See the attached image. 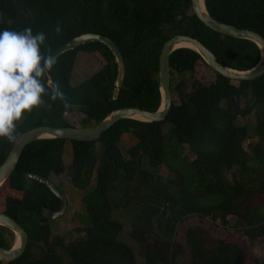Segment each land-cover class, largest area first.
<instances>
[{
    "label": "trees",
    "instance_id": "1",
    "mask_svg": "<svg viewBox=\"0 0 264 264\" xmlns=\"http://www.w3.org/2000/svg\"><path fill=\"white\" fill-rule=\"evenodd\" d=\"M204 3L215 20L264 38V0ZM189 10L190 0H0V30L43 31L51 53L78 36L100 35L113 41L124 59L125 73L115 96L118 66L105 44L93 41L57 55L46 73L51 81L46 86L59 84L65 100L51 101L45 95V103L18 122V136L36 127H90L122 108L156 112L161 103L159 55L177 35L198 40L226 67L249 70L257 64L256 44L208 29ZM57 23L59 35L54 31ZM79 53L96 54L104 65L72 84ZM199 63L208 68L188 48L171 54L172 106L162 122L123 119L94 142L67 141V174L81 194L85 213V226L74 229L71 242L54 236L52 221L42 216L44 211L56 212L59 200L28 177H44L62 193L54 180L64 172L66 140L42 139L24 147L2 184L0 213L25 231L27 247L19 259L0 264H65L62 255L71 264H136L139 255L142 264H185L176 261L184 256L176 239L179 228L190 264H244L236 243L211 236L206 227L232 231L248 243L264 237V74L237 82L214 73L212 82H194L187 92L179 77L192 74ZM233 97L239 107L244 102L245 108L257 110L254 125L237 123L239 116L230 108ZM74 112L81 116L79 126L69 122ZM124 135L134 142L122 153ZM12 143L0 137V164ZM185 146L194 159L182 155ZM160 167L167 176H159ZM114 211L131 221L127 229L111 218ZM14 241L0 227V248L10 249Z\"/></svg>",
    "mask_w": 264,
    "mask_h": 264
},
{
    "label": "water",
    "instance_id": "2",
    "mask_svg": "<svg viewBox=\"0 0 264 264\" xmlns=\"http://www.w3.org/2000/svg\"><path fill=\"white\" fill-rule=\"evenodd\" d=\"M190 3L192 14L208 29L227 37L248 40L256 44L260 51V58L257 64L249 70H237L226 67L219 63L215 55L198 40L186 35L174 36L163 45L159 55L157 76L161 103L156 112H149L139 108H122L110 112L99 123L90 127H36L27 130L21 133L17 140L12 143L8 154L0 164V186L6 181L15 168L21 151L26 145L33 141L42 139H62L66 141L94 142L114 123L123 119L142 122H162L169 114L172 106V93L170 90V56L175 50L188 48L195 51L200 55L201 59L211 71L231 81H252L264 74V38L261 35L250 30L238 29L215 20L206 10L204 0H190ZM93 41H99L105 44L115 58V62L118 66V74L115 81V87L117 88L114 89L113 93L116 96L118 93V86L124 77L125 67L122 53L109 38L95 34H84L58 47L51 54L56 57L65 51L72 50ZM44 83H51L47 75L44 77ZM230 108L234 114L241 117L252 110L251 107L240 109L234 97L230 101ZM28 177L44 184L60 202L56 212L44 211L42 216L51 221L60 217L66 207L65 197L50 180L32 174H29ZM0 227L10 231L15 239L10 249L0 248V262L9 263L19 259L24 254L27 247V235L25 231L11 218L1 213ZM16 240L18 242H16Z\"/></svg>",
    "mask_w": 264,
    "mask_h": 264
},
{
    "label": "rangeland",
    "instance_id": "3",
    "mask_svg": "<svg viewBox=\"0 0 264 264\" xmlns=\"http://www.w3.org/2000/svg\"><path fill=\"white\" fill-rule=\"evenodd\" d=\"M190 13H192L191 10L187 11V14ZM103 65L104 61L98 55L79 53L76 61L74 62L71 76L72 79L70 82L72 84H77L86 80L88 77L96 73ZM208 69L209 68H205L199 63L196 66V70L192 74H186L185 76L179 77L185 82V90L189 92L191 85L194 82L206 84L212 82L214 78V72ZM240 108H245L244 102H242ZM70 115L71 116L68 117L69 122H76L77 126H79L78 121L81 120L79 113L74 112ZM257 115V110L253 109L248 114L242 117H237V123L240 125H254ZM133 142L134 140L129 135H124L119 143L121 152L123 153L129 144H132ZM248 143L249 141L244 142L243 146L246 148ZM62 151L63 154L61 159L64 172L61 175L56 176L54 181L61 187V194L65 197L66 207L62 215L52 221L51 232L54 236L63 239V243H68L76 238L74 229H80L85 226V213L83 205L81 204V194L78 190L73 188L72 182L74 179L67 174V167L69 166L71 160L70 146L68 142H65L64 146L62 147ZM182 155H184L188 160L194 159V155L190 153L186 146L182 149ZM165 170V168L160 167V172L158 171V174L161 178L167 176V171ZM4 193V187L1 185L0 198L4 196ZM111 218L121 223L125 229H127L129 227L128 225L131 223V221L126 216H124L122 212L114 211V213L111 215ZM228 219L229 221L232 220L231 218ZM206 229L213 237L221 236L225 241L236 243L242 251L241 256L244 264L261 263L264 261V237L254 243H248L246 240L232 231L224 230L220 227L217 228L212 225L207 226ZM176 239L179 241V244H181V247L184 251V256L176 259V261L180 262L184 260L185 264H190V254H188V250L184 246L183 231L181 232L180 228L178 229V232L176 231ZM62 258L65 264H71L67 256L62 255ZM136 264H142L140 255L136 258Z\"/></svg>",
    "mask_w": 264,
    "mask_h": 264
},
{
    "label": "clouds",
    "instance_id": "4",
    "mask_svg": "<svg viewBox=\"0 0 264 264\" xmlns=\"http://www.w3.org/2000/svg\"><path fill=\"white\" fill-rule=\"evenodd\" d=\"M54 31L61 33L59 23ZM48 39L46 33H34L31 27L0 30V137L9 142L17 140L18 122L26 112L43 105L45 95L51 101L65 100L59 84L49 89L44 83L46 73L56 63L46 44Z\"/></svg>",
    "mask_w": 264,
    "mask_h": 264
},
{
    "label": "bare ground",
    "instance_id": "5",
    "mask_svg": "<svg viewBox=\"0 0 264 264\" xmlns=\"http://www.w3.org/2000/svg\"><path fill=\"white\" fill-rule=\"evenodd\" d=\"M53 81V80H52ZM16 242H18L17 240H16Z\"/></svg>",
    "mask_w": 264,
    "mask_h": 264
},
{
    "label": "crops",
    "instance_id": "6",
    "mask_svg": "<svg viewBox=\"0 0 264 264\" xmlns=\"http://www.w3.org/2000/svg\"><path fill=\"white\" fill-rule=\"evenodd\" d=\"M67 142V141H66Z\"/></svg>",
    "mask_w": 264,
    "mask_h": 264
},
{
    "label": "flooded vegetation",
    "instance_id": "7",
    "mask_svg": "<svg viewBox=\"0 0 264 264\" xmlns=\"http://www.w3.org/2000/svg\"><path fill=\"white\" fill-rule=\"evenodd\" d=\"M245 109V108H244Z\"/></svg>",
    "mask_w": 264,
    "mask_h": 264
}]
</instances>
